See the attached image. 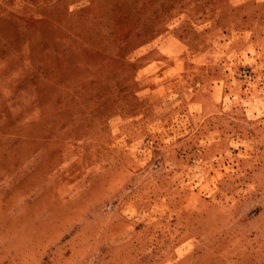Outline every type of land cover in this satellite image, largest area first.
Listing matches in <instances>:
<instances>
[{
	"label": "rangeland",
	"instance_id": "1",
	"mask_svg": "<svg viewBox=\"0 0 264 264\" xmlns=\"http://www.w3.org/2000/svg\"><path fill=\"white\" fill-rule=\"evenodd\" d=\"M0 264H264V0H0Z\"/></svg>",
	"mask_w": 264,
	"mask_h": 264
},
{
	"label": "trees",
	"instance_id": "2",
	"mask_svg": "<svg viewBox=\"0 0 264 264\" xmlns=\"http://www.w3.org/2000/svg\"><path fill=\"white\" fill-rule=\"evenodd\" d=\"M124 1L125 0H123V2H121V0L120 1L119 0H116V3L120 2L123 5ZM120 12H122L120 10V8H115V9H111L110 10V14L108 16V20H111L112 21V25H111V27H108L107 35H112L114 33V31H115L116 28L119 29V27H121V26H123L125 24V21L117 22L115 20L116 17H117V15ZM127 19H129V16L127 17ZM107 26L108 25H106L105 27H107ZM97 49H98V51H97ZM97 49L93 53L97 54V53H99V50H101V51L104 50V48L101 47V46L97 47ZM80 51H81V48H80V50L77 51V53H79ZM93 53H91L90 51L88 52V54L87 53H82V55L80 57H82V59H84V60H88L89 58H91V60L95 61V59L93 58V56H94ZM67 54H68V56H67ZM57 56L59 57L58 59L67 61L68 63H71V59L74 57L73 51H69V50H65V49H63V50L61 49V52L59 50V52H57L56 56H54V57H57ZM64 58H66L67 60H65ZM99 61H101V56L99 58Z\"/></svg>",
	"mask_w": 264,
	"mask_h": 264
}]
</instances>
